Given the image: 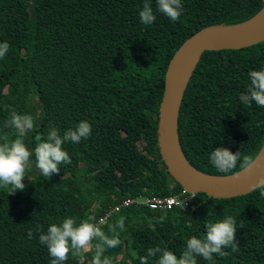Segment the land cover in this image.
Instances as JSON below:
<instances>
[{
    "label": "trees",
    "instance_id": "16d2710c",
    "mask_svg": "<svg viewBox=\"0 0 264 264\" xmlns=\"http://www.w3.org/2000/svg\"><path fill=\"white\" fill-rule=\"evenodd\" d=\"M177 21L156 11L151 25L140 22L145 0H0V127L11 114H30L35 127L24 138L32 150L52 127L61 135L82 120L92 134L65 143L71 163L51 178L40 175L24 190L0 186V264H51L39 242L41 225L71 216L77 222L109 211L122 199L168 196L182 187L169 174L157 146L158 110L168 62L191 34L207 26L242 24L261 11V0H181ZM264 69V41L241 49L200 54L186 84L178 133L189 163L225 176L246 166L264 144V107L241 102L249 72ZM36 100V105H32ZM38 111V113H37ZM10 138L15 130L3 128ZM141 143V145H139ZM241 151L229 172L211 163L216 147ZM233 216L239 251L198 264H264V196L260 190L217 198L196 193L185 208L165 210L132 204L112 212L102 230L125 217L121 244L105 255L113 264H140L149 248L160 246L178 257L192 236L206 235L209 221ZM33 230V238L27 233ZM97 241H93V245ZM94 255V252H93ZM93 255L84 254L83 264ZM158 257L149 258L156 264ZM64 264H80L69 254Z\"/></svg>",
    "mask_w": 264,
    "mask_h": 264
},
{
    "label": "clouds",
    "instance_id": "9594fccd",
    "mask_svg": "<svg viewBox=\"0 0 264 264\" xmlns=\"http://www.w3.org/2000/svg\"><path fill=\"white\" fill-rule=\"evenodd\" d=\"M156 5V11L166 15L170 20L180 19L183 11L181 0H156ZM139 18L143 25H151L156 20L150 0H145ZM9 48L7 42L0 43V58L5 57ZM249 78L250 84L246 93L240 95L241 102L248 106L255 102L256 105L264 107V69L250 71ZM5 127L15 130V138H10L9 134L3 131ZM34 127L32 115L16 112H13L10 119L0 127V186L5 188L10 186L9 194L25 189V173L32 168L33 155L35 166L42 176L51 178L53 174L60 172L61 165L71 163V156L64 148L65 143H79L92 134V125L86 120L80 121L75 128H69L63 135L56 127H52L46 139L36 137L39 143L34 150H30L24 138ZM210 160L218 171L229 172L241 160V151L233 152L227 147H216L211 152ZM251 164V159L244 156L243 165ZM253 190H260V194L264 196V179H260ZM95 220L94 216H89L77 222L75 217L69 216L60 223H52L46 232L42 231L41 225H37L36 231L41 232L39 242L47 247L52 257L51 264H64L69 254L78 257L80 264H83L84 254L88 251L94 252L90 264H113L112 258L106 256L105 252L121 244L120 231L124 230L125 217H120L115 224L109 225L111 235L102 230L101 226L105 223L103 219L98 223ZM240 228H244V224L242 222L238 224L231 215L215 222L209 221L206 224V235L202 238L195 235L189 238L186 241V248L179 257L171 250L156 246L149 248L147 254L140 257V264H149V258L153 257H158L156 264H198L197 256L212 260L213 254L227 257L230 253L223 249L239 251L236 240ZM27 235L29 239L33 238V230L30 229ZM93 241L97 242L93 245Z\"/></svg>",
    "mask_w": 264,
    "mask_h": 264
},
{
    "label": "water",
    "instance_id": "95a60500",
    "mask_svg": "<svg viewBox=\"0 0 264 264\" xmlns=\"http://www.w3.org/2000/svg\"><path fill=\"white\" fill-rule=\"evenodd\" d=\"M262 19L244 27L249 20L231 26H207L188 36L170 58L164 76V88L158 110L157 146L167 171L183 189L229 198L252 191L264 179V144L252 160L251 168L219 176L204 173L187 160L179 139L178 115L184 90L194 64L207 50L241 49L264 41V0ZM251 164V165H252Z\"/></svg>",
    "mask_w": 264,
    "mask_h": 264
},
{
    "label": "built area",
    "instance_id": "2783aa9c",
    "mask_svg": "<svg viewBox=\"0 0 264 264\" xmlns=\"http://www.w3.org/2000/svg\"><path fill=\"white\" fill-rule=\"evenodd\" d=\"M193 196L196 197L195 192L188 191L182 188L179 192L168 196H154V197L138 196V197L125 198L122 199L120 203L113 205L112 208L106 213L99 215L96 218L95 222L98 223L101 219H103L106 223L108 216L112 212H116L121 207H127L132 204L144 205V206H148L151 209H161V210L172 208L174 206L185 208L190 204L192 200L195 199V197Z\"/></svg>",
    "mask_w": 264,
    "mask_h": 264
},
{
    "label": "rangeland",
    "instance_id": "374dc122",
    "mask_svg": "<svg viewBox=\"0 0 264 264\" xmlns=\"http://www.w3.org/2000/svg\"><path fill=\"white\" fill-rule=\"evenodd\" d=\"M36 103H37L36 100H33V102L31 104L36 105ZM37 113H38V111H37ZM29 115H32V113H30ZM26 145L29 147L30 150H32L28 144H26ZM139 145H141V143H139ZM31 160H32V168H31V170L26 171L24 183L27 182L31 177H34V176L41 174L40 170L35 166V156L34 155L31 157ZM89 254L93 255V251H89Z\"/></svg>",
    "mask_w": 264,
    "mask_h": 264
},
{
    "label": "bare ground",
    "instance_id": "6f19581e",
    "mask_svg": "<svg viewBox=\"0 0 264 264\" xmlns=\"http://www.w3.org/2000/svg\"><path fill=\"white\" fill-rule=\"evenodd\" d=\"M263 17V12L259 13L257 16H255L254 18H252L251 20H249L248 22H246L243 26L244 27H249V26H253L255 24H257ZM255 163H253L251 166H249L248 168H251Z\"/></svg>",
    "mask_w": 264,
    "mask_h": 264
}]
</instances>
